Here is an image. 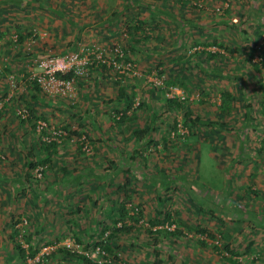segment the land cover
<instances>
[{
	"label": "rangeland",
	"instance_id": "rangeland-1",
	"mask_svg": "<svg viewBox=\"0 0 264 264\" xmlns=\"http://www.w3.org/2000/svg\"><path fill=\"white\" fill-rule=\"evenodd\" d=\"M116 1L0 0V264H86L67 254L70 241L100 264H264V65L253 66L264 58V0ZM116 43L139 77L90 65L72 98L32 79L47 56ZM159 68L180 78L181 106L150 81ZM27 107L35 114L22 119ZM39 119L72 132L56 153ZM116 131L119 149L107 152ZM64 171L71 182L58 180ZM46 246L56 249L35 261Z\"/></svg>",
	"mask_w": 264,
	"mask_h": 264
},
{
	"label": "built area",
	"instance_id": "built-area-1",
	"mask_svg": "<svg viewBox=\"0 0 264 264\" xmlns=\"http://www.w3.org/2000/svg\"><path fill=\"white\" fill-rule=\"evenodd\" d=\"M32 39L34 41L35 34ZM90 65L107 67L113 70L119 77H126L129 75L139 77L141 75L136 63L127 56L123 46L116 43L109 49L94 44L93 46L83 47L80 51L47 56L39 61L41 71L35 74L32 79L45 92L51 95H64L72 98L77 93L76 78L83 76ZM61 74L67 76H60ZM69 74H71L70 77L68 76ZM150 81L153 83V86L163 89L169 100L186 101L188 98V94L184 89L180 88L178 85H170L168 83L162 68H159V70L150 77ZM19 115L22 119H29L30 109L28 107L20 109ZM115 116L117 118L121 117L120 115ZM35 130L41 140L46 143L53 141L61 143L63 141L62 139L68 136L67 130L51 126L44 119L36 121ZM81 145L84 151L88 153L92 152V146L86 139V136H82ZM46 169L47 166L45 165L37 166L35 168V175L39 178L43 177ZM136 211L138 212V207L135 208L134 214H136ZM200 237L202 239H207V235L205 234H201ZM213 241L216 244H221V240L217 236ZM67 247L75 252L79 245L70 241ZM55 249L54 246L44 247L41 254L36 256L34 260H47L48 255ZM96 252L99 253V255L105 254V250L100 245L97 246ZM84 254L90 257L89 251L84 252ZM98 263L100 264L102 262L98 261Z\"/></svg>",
	"mask_w": 264,
	"mask_h": 264
},
{
	"label": "trees",
	"instance_id": "trees-1",
	"mask_svg": "<svg viewBox=\"0 0 264 264\" xmlns=\"http://www.w3.org/2000/svg\"><path fill=\"white\" fill-rule=\"evenodd\" d=\"M221 47H225L226 49H230V48H228L227 46H225V45H223V44H219ZM212 57H214V55L212 54L211 55ZM254 64H253V66L255 67V69L256 70H258V71H260L261 69V67H260V65H264V58H262V60H261V62H253ZM60 76H67V75H60ZM69 77L71 76V74H69L68 75ZM178 80H180V78H178V77H171V79L168 81V83L170 84V85H177L178 84ZM36 84V86L38 87V88H40L39 87V85L37 84V83H35ZM180 85L181 86H183V87H185L186 85H185V82L184 81H181V83H180ZM41 90V89H40ZM169 103H170V105H172V106H174V105H179V106H181V103L178 101V100H169ZM33 115L35 114L34 113V111L31 109V111H30ZM187 114H186V120H187V123L188 122H192V124L195 126L196 125V123H197V121H196V118H194L193 119V117H192V114L190 113V112H186ZM1 115V114H0ZM126 117V112H123L122 113V115H121V117L120 118H117L116 116H115V118L117 119V120H119L120 122H124L125 121V118ZM175 128H177V125H175ZM68 133L69 134H72V132L71 131H68ZM136 136H137V138L138 139H141V138H143L144 136H145V132L144 131H137L136 133ZM41 140V139H40ZM63 140V139H62ZM41 143H42V145L44 146L43 148L44 149H47V151L49 152V155L51 154V150H53V151H55V149L57 148V145L58 144H60L59 142H50V143H46V142H44V141H42L41 140ZM42 148V149H43ZM36 165V164H35ZM127 180H128V178H127ZM129 197H130V195H129ZM121 209H120V211H121V213H122V215L123 214H125V215H127V213H128V211L126 210V208H125V206H126V202L125 201H122L121 203ZM115 208H116V206L115 205H112L111 206V209H110V211H114L115 210ZM136 214L137 215H139V214H142V209L139 207L138 208V212H136ZM131 218H134V219H138V218H136L135 216H130ZM168 219L170 218V216L169 217H167ZM157 222H153V225H155ZM123 229H126V225H123L121 228H119V230H123ZM130 230V229H129ZM197 232H201V233H208L209 235H211V236H214L213 234H211L210 232H208V230L206 229V228H202V227H197L196 229H195ZM103 233L106 231V227L105 228H103ZM150 232H152L151 230H150ZM114 235V234H113ZM113 235H111V237H113ZM109 240H112V238H109L107 241H109ZM203 243H205V242H203ZM112 243H106V244H104V249L105 250H111V247H112ZM17 249H18V251H19V253H21V256H23L24 257V259H26V258H28L29 256H28V254L26 253V250L25 249H23L20 245H18L17 244ZM31 256L32 257H35V255H36V253H37V251H38V249L37 248H34V247H31ZM67 254H71V255H73V256H77V257H79L81 260H83V262L84 263H86V264H99L98 262H95L92 258H90V257H88V256H86L85 254H78L77 252L75 253V254H73V252H70V251H68L67 252ZM232 259V258H231ZM234 262L236 263V264H238L237 263V261L236 260H234Z\"/></svg>",
	"mask_w": 264,
	"mask_h": 264
},
{
	"label": "crops",
	"instance_id": "crops-1",
	"mask_svg": "<svg viewBox=\"0 0 264 264\" xmlns=\"http://www.w3.org/2000/svg\"><path fill=\"white\" fill-rule=\"evenodd\" d=\"M105 1H107V0H105ZM124 1V2H123ZM128 0H119V2H117L116 1V3H117V5H121V8L120 9H123V7L125 6V2H127ZM139 1H142V0H132V1H128V3H131L132 5L135 3H139ZM145 7H148V5L147 4H145L144 5ZM103 12H102V14H101V16H103L102 17V19H104V21H103V24H104V26L106 25V24H109L110 23V20H111V16H109V14L107 15L106 14V11H107V13H109V8H108V6L106 5L103 9ZM108 17V18H107ZM137 21L138 22H133V28H136V29H138L139 27H140V25H141V23H142V21L141 20H139V19H137ZM106 28V27H105ZM109 29H112V27H110V28H106V30L105 31H109ZM100 32H102V33H105L104 35L106 36V35H110V33L109 32H103V30H100ZM103 35V36H104ZM111 36H114V34H112L111 33ZM102 37V36H101ZM48 50H51V49H48ZM108 136H110V139H115V143H116V147H115V149H113V148H110V147H108V146H106V149H107V152H110V151H112V150H115V151H118V145H120V142L118 141V138L120 137V134L116 131V132H109V134L108 135H106V137H108ZM106 142H109V143H111V141L109 140V141H106ZM57 150H59V146L56 148ZM56 149H55V152L54 153H56ZM62 152V151H61ZM63 157V156H62ZM61 165H63L64 164V160L61 158V163H60ZM65 173H67V172H62V176L63 177H67L66 179H63V177L61 176V178H58V180H68L69 182H71V180H73V178H69V174L67 175V176H64V174ZM55 180V179H54ZM57 180V179H56ZM52 196H53V194H52ZM12 198V197H11ZM110 209L111 208H109V212L108 213H110L111 211H110Z\"/></svg>",
	"mask_w": 264,
	"mask_h": 264
}]
</instances>
